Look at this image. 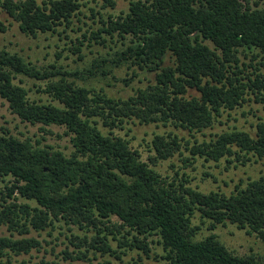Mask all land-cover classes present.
Returning <instances> with one entry per match:
<instances>
[{"label":"trees","instance_id":"1","mask_svg":"<svg viewBox=\"0 0 264 264\" xmlns=\"http://www.w3.org/2000/svg\"><path fill=\"white\" fill-rule=\"evenodd\" d=\"M82 7L80 0H0V32L9 30L6 15L28 36L56 34L71 26ZM102 24L92 39H103L104 33L129 42L96 59L90 76L123 67L155 76L127 99L78 86L68 78L78 73L56 65L40 69L0 50L1 98L25 122L64 126L74 149L68 155L2 129L0 181L6 185L0 186V228L6 226L10 235L0 236V264H49L19 258L43 248L34 232L51 234L58 223L84 232L68 237L76 249L64 250L66 259L86 260L92 254L130 264L123 256L140 251L150 258L155 240H149L157 237L163 254L156 258L162 264H260L254 255L231 251L213 232L231 224L264 241V173L242 180L230 194L204 193L190 185L187 174L171 179L154 167L185 152L190 165L199 158L225 159L235 167L263 160L264 120L254 133L232 128L194 143L174 130L156 135L148 162L114 131L137 121L195 137L213 129L225 113L253 100L264 102V0H134L128 13ZM80 45L74 44L75 52H81ZM19 76L45 82L44 93L54 101H31L29 91L15 82ZM190 90L200 96H191ZM198 214L211 232L204 239H197L202 230L194 224Z\"/></svg>","mask_w":264,"mask_h":264},{"label":"rangeland","instance_id":"2","mask_svg":"<svg viewBox=\"0 0 264 264\" xmlns=\"http://www.w3.org/2000/svg\"><path fill=\"white\" fill-rule=\"evenodd\" d=\"M116 4L111 6L106 0H80L83 4L82 11L73 20L69 27L62 26L58 29V33L39 34L37 37L26 35L20 30L19 24L4 15V19L9 25V30L6 33L0 32V50H5L11 54H17L25 59V61L33 64L40 69H46L51 65H56L62 68L65 72L78 73V76L68 77L70 81H75L78 86L104 90L107 94L116 98L127 99L135 95L139 88H145L148 84L155 81L154 74L140 71L138 68L129 69L123 67L113 70L110 75H102L99 70L94 76H90L89 70H93L94 61L96 59L109 57L116 51L123 48L129 39L122 40L120 38H111L102 33L100 39H92V32H98L103 28L102 20L107 21L110 16L117 18L129 12L130 4L134 0H113ZM85 36L88 38L85 39ZM106 40V44L101 43ZM82 42L81 52L77 53L75 45ZM213 47L212 44H209ZM82 57V58H80ZM243 62L250 64V59L241 57ZM259 61V60H258ZM257 62L253 64L256 65ZM171 64L167 60V65ZM106 69V68H104ZM108 70V69H107ZM255 69L250 68L249 74H252ZM264 71V70H263ZM136 74V75H134ZM16 84L25 87L29 91L31 101L50 103L53 98L44 93L45 82H38L23 76L16 79ZM191 96H200L196 90H190ZM56 103V102H54ZM264 120V102L251 101L244 108H239L231 114L225 113L222 119L216 123L213 129L205 130L203 133H198L193 137L191 134L175 130L174 127H159L155 124L142 125L137 121L128 122L124 129H116L114 134L128 139L134 149H138L142 153V158L148 162L149 156H153L151 152L152 141L156 135H164L174 130L175 133L184 136L185 139L194 143L198 141H208L216 134L232 128H238L250 132H255L256 124ZM100 128L104 133H109L108 128L103 127V122L100 123ZM2 129L8 130L12 135L22 140L31 138L34 141L40 140L44 145H50L57 150H61L66 154L73 152L71 135H67V129L64 126L42 124H31L23 121L18 115L14 114L9 104L0 96V134ZM184 150V149H183ZM189 152H185L184 156L177 154L169 161L158 162L154 167L163 176L174 178L179 173V179H182L183 174L189 177L190 185L204 193L212 191L223 192L230 194L235 190V187L242 180L247 182L250 178L257 179L264 173V159L248 162L246 165H229L225 159L220 163L205 162L204 159L193 161L190 165L184 162V158L188 157ZM6 183L0 181V186L3 188ZM118 222L117 218L113 219ZM194 224L202 226L197 239H204L211 234L207 230V225L204 224L200 214L194 219ZM71 229V230H70ZM43 232L41 237L39 234L33 233V236L42 241L43 248L40 251L34 250L30 255H25L19 259H27L34 263L45 261L49 264H119L120 261L115 257L95 258L92 254L90 259L72 260L66 259L64 250L69 248L70 252L75 251L68 237L72 234L83 236L84 232L78 227H68L64 223H58L56 230L51 234ZM218 238L233 252L240 256L254 255L260 264H264V241L257 234H249L246 230H241L235 225L228 224L220 226L213 232ZM6 226L0 228V236H9ZM152 255L150 258L145 256L140 251H129L123 259L130 264H162L156 256L163 254L162 247L157 244V237L151 238ZM113 246L118 252L117 242H113Z\"/></svg>","mask_w":264,"mask_h":264}]
</instances>
